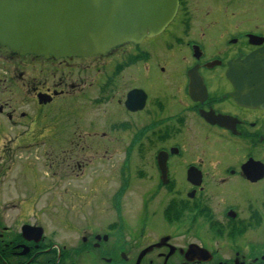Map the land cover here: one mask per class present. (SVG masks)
Wrapping results in <instances>:
<instances>
[{"label":"flooded vegetation","instance_id":"obj_1","mask_svg":"<svg viewBox=\"0 0 264 264\" xmlns=\"http://www.w3.org/2000/svg\"><path fill=\"white\" fill-rule=\"evenodd\" d=\"M263 21L264 0H179L161 33L91 57L0 43V264H264V66L238 65L264 53ZM53 136L72 144L60 169L91 175L59 240L20 188L49 177Z\"/></svg>","mask_w":264,"mask_h":264},{"label":"water","instance_id":"obj_2","mask_svg":"<svg viewBox=\"0 0 264 264\" xmlns=\"http://www.w3.org/2000/svg\"><path fill=\"white\" fill-rule=\"evenodd\" d=\"M178 6L179 0H0V43L21 54L91 57L161 33ZM238 65L264 66V53Z\"/></svg>","mask_w":264,"mask_h":264},{"label":"rangeland","instance_id":"obj_3","mask_svg":"<svg viewBox=\"0 0 264 264\" xmlns=\"http://www.w3.org/2000/svg\"><path fill=\"white\" fill-rule=\"evenodd\" d=\"M264 22V21H263ZM151 71H153L151 69ZM162 82V79L158 76V74L156 73H151V77L149 78V80L147 81V79L144 77L143 79V83L149 88V90H153V92H155L154 88H155V84H160ZM68 114L67 111H63V110H58L57 111V116L59 118H64L66 117ZM60 127V124L57 123L56 124V129ZM63 138L62 137H52L51 140V145L54 148L52 150L51 155H49V157H52V161H54V168H51V170H47V175L49 177H46L45 179L43 178V176L41 175V170L38 167H34L31 169H28L27 171L23 172L22 178L20 179V183H21V189L22 190H26L28 189L30 192L34 193V198L35 200L40 199L41 201L36 202L35 204V208L36 211H40V209L44 208L45 206L48 207V204L50 205V210L52 212L51 214V230L52 231H57V234L59 236L58 240L61 237H64V235H66V231L64 230L63 227V223H62V205H63V200L62 198H64V195H70L72 193H75V190H77L76 192L80 195L85 196L87 193L86 188H90V181L89 179H91V175H87L86 176H78L77 174L80 173V169L76 168L74 169V166L71 167L70 169L66 170H61L60 168H62L59 165V161H61V156L65 157V156H70L71 151L70 150V146L72 144L68 143L66 145H64L63 147H60L59 149L56 148V146H59L60 143L62 142ZM40 151V150H39ZM48 152L49 150L46 148V150H43L42 152ZM66 152V155L63 156ZM30 156V154H29ZM47 154H45V157H43L42 155H40V162H48L51 161L49 159H47ZM98 156H102L103 157V153L100 152L98 154ZM31 158H33V156L31 155ZM85 158V157H84ZM85 160L87 161V159L85 158ZM21 161V160H20ZM69 162V161H68ZM66 162V163H68ZM102 162V161H100ZM57 164V165H56ZM23 166L22 164H17L14 167V170L16 169L15 172L20 173L21 169L20 167ZM47 168V167H46ZM43 172H45L44 170H42ZM63 174V175H61ZM67 174V175H66ZM66 176V177H65ZM46 183V184H45ZM48 184V185H47ZM45 185V188H44ZM50 187V191L47 192V188ZM85 187V188H84ZM15 188V193L20 195V198L22 195H24L23 191H21L20 193L17 192V186L14 187ZM69 189V190H67ZM18 196V195H17ZM78 196V195H75ZM92 197V196H91ZM43 198V200H42ZM94 198V197H93ZM92 198V201L95 203L94 199ZM82 200L83 198H68L67 204H83V202H87V201H79ZM91 201V199H90ZM49 208V207H48ZM80 207H78L76 210H79ZM91 209V208H90ZM89 209V210H90ZM101 212V211H100ZM80 213V212H79ZM103 213V212H101ZM107 214L106 218L112 217L111 216V212H107L104 215ZM76 213L72 214V217L74 220L78 221V220H82V218H80V214L79 217H75ZM85 215H87V221L91 222L92 219H96L97 220L100 219V216L98 214L97 211H89V212H85ZM103 215V216H104ZM132 221H136L138 222V220H135L134 218H132ZM152 224H154V226H156L157 228H159V226H161V219L159 217H155L152 219ZM65 231V233L63 232ZM203 233H205L206 231L203 229L202 230ZM70 236H74V234L70 235Z\"/></svg>","mask_w":264,"mask_h":264}]
</instances>
